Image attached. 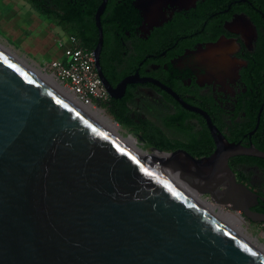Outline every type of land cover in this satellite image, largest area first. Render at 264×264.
Masks as SVG:
<instances>
[{"label": "water", "instance_id": "water-1", "mask_svg": "<svg viewBox=\"0 0 264 264\" xmlns=\"http://www.w3.org/2000/svg\"><path fill=\"white\" fill-rule=\"evenodd\" d=\"M106 3L94 15V56L118 100L147 80L135 74L112 88L103 77ZM149 81L205 120L210 155L152 147L164 159H151L0 46V264H264L261 248L178 186L264 225V213L252 210L264 197L229 166L235 157L264 159V151L229 142L207 112Z\"/></svg>", "mask_w": 264, "mask_h": 264}, {"label": "flooded vegetation", "instance_id": "flooded-vegetation-1", "mask_svg": "<svg viewBox=\"0 0 264 264\" xmlns=\"http://www.w3.org/2000/svg\"><path fill=\"white\" fill-rule=\"evenodd\" d=\"M96 1L70 0L67 8L86 12ZM121 5H128V15L111 14ZM101 18L105 29L101 25L103 44L98 63L105 80L112 88L135 74L147 80L126 86L123 97L131 93L134 100L130 109L140 105L144 111L158 114L162 127L146 120L169 139L185 142L184 132L163 124V117L178 116L176 124L194 136L197 146L213 152L205 120L185 110L149 80L158 81L186 104L207 112L227 140L233 138L246 119L249 93L253 88L264 89V0H107ZM252 136H243L248 137L247 144L252 143ZM256 172L263 189L250 190L264 197V171L257 168Z\"/></svg>", "mask_w": 264, "mask_h": 264}, {"label": "trees", "instance_id": "trees-1", "mask_svg": "<svg viewBox=\"0 0 264 264\" xmlns=\"http://www.w3.org/2000/svg\"><path fill=\"white\" fill-rule=\"evenodd\" d=\"M29 4L31 9L35 11L40 16L51 20L58 26L65 34L74 36L77 38L83 47L88 50H93L97 42V30L94 24V13L95 9L99 3V0L94 2L92 8L88 9L86 12H82L81 9L78 10L68 9V3L70 0H23ZM52 4L55 7H52ZM128 5H121L117 10L111 11V14H120L123 16L128 15L127 10ZM71 17L70 21H65L64 17ZM101 25L103 30L105 29V24L103 18H101ZM127 29V28H125ZM264 57V52L262 58ZM263 64V63H262ZM261 97V102L264 99V89L263 88H253L249 93L250 102L246 105V119L243 123L238 125V130L233 138H228L230 142H241L243 145H248V137L244 139V135H247L248 132L252 131L256 124V117L261 107V102H257V98ZM130 104H134L133 96L130 93L129 95L124 96L119 100L110 99L107 105H102V108L106 110V113L119 125L126 127L130 131L136 132L141 136L144 141L157 149H160L165 152H172L177 149H183L191 154L195 158L205 157L212 153L211 150H204L197 146V141L194 136L185 129H182L181 125L176 124L178 116L171 114L162 118L163 124L165 127L173 129L177 132H184L186 135V141L181 142L178 140L169 139L162 130L153 124L151 121L146 119H141L136 121L131 113L129 108ZM185 113V112H184ZM195 116V114H188ZM184 118V117H183ZM264 118V109L260 118V129L254 133L252 136V144L259 149L264 151V130L262 128ZM181 123V121H180ZM184 130V131H183ZM259 141V142H257ZM232 164H244L246 167H256L264 171V159L253 158V157H235L229 160V166L232 168ZM239 181H245L247 178L244 176V173H240L237 176ZM257 212L264 213V202L259 201Z\"/></svg>", "mask_w": 264, "mask_h": 264}, {"label": "rangeland", "instance_id": "rangeland-1", "mask_svg": "<svg viewBox=\"0 0 264 264\" xmlns=\"http://www.w3.org/2000/svg\"><path fill=\"white\" fill-rule=\"evenodd\" d=\"M65 39V33L55 25L51 20H48L35 11L29 5L19 0H0V42L9 47L17 56L23 58L32 65H35L39 70L50 78L51 74L45 68L46 65L53 61L62 58V48L60 43ZM101 109V110H100ZM100 111L114 121L106 110L100 107ZM132 117L138 121L141 119H149L155 124L162 127L158 114L148 110H143L140 105L131 107ZM123 135H132L135 137L138 146L149 152L152 158L156 155L152 152V146L145 141L139 139V134L130 131L126 127L119 125ZM170 136H177L173 131L163 129ZM232 170L236 177L242 172L247 178L243 182L245 186L254 191H262L257 176V168H248L244 164H232ZM237 179V178H236ZM239 181V180H237ZM211 204L214 202L206 195H201ZM226 211L236 213L224 208ZM218 208L215 209L218 212ZM242 216V214H240ZM249 238L256 239L257 242L264 247V225L255 224L247 219L241 223Z\"/></svg>", "mask_w": 264, "mask_h": 264}, {"label": "built area", "instance_id": "built-area-1", "mask_svg": "<svg viewBox=\"0 0 264 264\" xmlns=\"http://www.w3.org/2000/svg\"><path fill=\"white\" fill-rule=\"evenodd\" d=\"M60 47L62 58L49 62L45 67L54 80L74 102L83 107L100 109L102 105H107L110 96L98 76L93 51L67 34Z\"/></svg>", "mask_w": 264, "mask_h": 264}, {"label": "bare ground", "instance_id": "bare-ground-1", "mask_svg": "<svg viewBox=\"0 0 264 264\" xmlns=\"http://www.w3.org/2000/svg\"><path fill=\"white\" fill-rule=\"evenodd\" d=\"M0 46L2 48H4L6 51H8L10 54H12L14 57H16L18 60H20L22 63H24L26 66H28L30 69H32L34 72H36L39 76H41L43 79H45L51 85H53L55 88H57L59 91H61L63 94H65L67 97H69L63 91V89L59 86V84L54 80V78L52 76H50V78L47 77V75L45 73H43L41 70H39L35 65H32L29 62H27L26 60H24L23 58L17 56L9 47H7L6 45H4L1 42H0ZM76 104H78V103H76ZM78 105L80 107H82L84 110H86L88 113H90L97 120H99L101 123H103L105 126H107L109 129H111L114 133H116L117 135H119L121 138H123L124 140H126L127 142H129L131 145H133L137 149H139L141 152H143L144 154H146L151 159H158V160L164 159V157H163L162 154H156V158H152L149 155V152L148 151H145L144 149H142L141 147L138 146V143H137V141H136V139H135L134 136H132L130 134L129 135H123L121 133V129L119 128L118 124L115 121H112L105 114H103L99 109H90V108L83 107L80 104H78ZM178 186L192 200H194L195 202H197L198 204H200L202 207H204L205 209H207L208 211H210L212 214H214L215 216H217L218 218H220L222 221H224L225 223H227L228 225H230L232 228H234L239 233H241L242 235H244L246 238H248L251 242H253L255 245H257L259 248H261L264 251V247L262 245H260L257 242L256 239L249 238L246 235L245 230L242 228V225H241L242 221H244V218L240 215L241 212L236 211V213H231L229 211H226L224 209V208H226V206L221 205V204H216V203H214L215 205L211 204L206 199H203L202 196H200L199 194H197V193L193 192L192 190H190L189 188H187L184 184H178ZM216 208L219 209L218 212L215 211Z\"/></svg>", "mask_w": 264, "mask_h": 264}, {"label": "crops", "instance_id": "crops-1", "mask_svg": "<svg viewBox=\"0 0 264 264\" xmlns=\"http://www.w3.org/2000/svg\"><path fill=\"white\" fill-rule=\"evenodd\" d=\"M20 2H24V3H26L25 1H23V0H19ZM27 5H29L28 3H26ZM31 8V7H30Z\"/></svg>", "mask_w": 264, "mask_h": 264}]
</instances>
